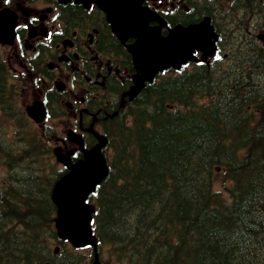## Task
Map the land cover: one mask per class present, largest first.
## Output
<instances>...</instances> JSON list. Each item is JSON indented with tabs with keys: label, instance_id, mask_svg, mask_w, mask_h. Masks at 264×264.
<instances>
[{
	"label": "trees",
	"instance_id": "1",
	"mask_svg": "<svg viewBox=\"0 0 264 264\" xmlns=\"http://www.w3.org/2000/svg\"><path fill=\"white\" fill-rule=\"evenodd\" d=\"M209 7L229 62L160 76L104 125L110 171L91 197L99 251L115 264H264V48L255 38L264 0ZM10 76L0 58L8 114L17 101ZM27 139L14 153L0 145V264H77L52 250L51 190L64 171L51 147ZM219 169L228 196L213 188Z\"/></svg>",
	"mask_w": 264,
	"mask_h": 264
},
{
	"label": "flooded vegetation",
	"instance_id": "2",
	"mask_svg": "<svg viewBox=\"0 0 264 264\" xmlns=\"http://www.w3.org/2000/svg\"><path fill=\"white\" fill-rule=\"evenodd\" d=\"M142 1L160 14L167 26L182 21L197 23L203 14H210L205 4L209 0ZM15 7L20 12L15 56L26 71V58H31L32 84L40 85L36 99L43 97L74 121L80 137L92 136V129L101 126L104 117L112 116V101L122 98L130 79L109 55L116 42L111 25L96 6L85 8L73 0H22ZM218 54L217 50L214 57Z\"/></svg>",
	"mask_w": 264,
	"mask_h": 264
},
{
	"label": "water",
	"instance_id": "3",
	"mask_svg": "<svg viewBox=\"0 0 264 264\" xmlns=\"http://www.w3.org/2000/svg\"><path fill=\"white\" fill-rule=\"evenodd\" d=\"M85 3H97L112 22L113 30L124 38H135L129 46L133 53L134 65L140 74L134 77V86L128 92L131 98L139 94L145 82H153L155 76L170 67L179 68L181 63L196 60L195 49L206 50V54L215 51V34L210 18L198 24L176 26L163 37L158 28L147 24L150 16L142 10L136 1L129 0H81ZM13 20L8 12H3L0 20V40L13 43ZM264 40V35L260 36ZM43 106L35 105L29 109V115L36 121L44 118ZM100 144L84 158L80 165L72 166V171L64 175L54 186L52 199L57 207L56 227L60 238L68 240L74 247L92 245L97 242L90 227L95 208L87 200L96 187L107 177L108 166L100 151L105 141L99 137ZM98 255H95V264Z\"/></svg>",
	"mask_w": 264,
	"mask_h": 264
},
{
	"label": "rangeland",
	"instance_id": "4",
	"mask_svg": "<svg viewBox=\"0 0 264 264\" xmlns=\"http://www.w3.org/2000/svg\"><path fill=\"white\" fill-rule=\"evenodd\" d=\"M0 50L4 52V49L0 47ZM229 62V60H228ZM15 71H21V68L18 65H14ZM24 77H32L28 76L23 72L21 81ZM19 81L13 82L15 86L19 85ZM40 87V85H39ZM38 88H34L31 90V87L23 88L22 93L19 92L18 100L16 103L17 106V112L19 115V126L22 128H27L29 126V129L26 131L31 134L35 135L37 138L44 139L45 144L48 147H51V152L55 153V156L57 153H60L63 157H67L66 154L69 152L76 153L77 149L79 148L78 144L75 143V137H78V132L75 130L74 126L72 125V121L68 119V117L65 118H57L52 119L51 121L48 120L45 126H38L34 122H31V119L28 117L26 113L27 107L31 106L35 100L34 96L38 93ZM34 94V96H32ZM55 108V107H54ZM14 122L11 117H4L0 113V140H2L4 143L9 144H15L16 142V128L17 126L13 124ZM49 127L50 133H46L44 127ZM73 134H70L72 133ZM70 135V136H69ZM43 140V141H44ZM66 140V143H63V141ZM56 159V158H55ZM62 166V164H60ZM60 167V166H59ZM5 167L3 165H0V171L5 173ZM230 183L224 179L222 170H218V172L215 174L214 177V183L213 188L215 191L221 192L223 195L228 196V189L230 187ZM55 247V246H54ZM88 249L82 250L79 253H87ZM105 251V255L102 258L101 262L104 261V263L108 262L110 264H115L112 260V258L108 255ZM75 254V253H74Z\"/></svg>",
	"mask_w": 264,
	"mask_h": 264
},
{
	"label": "bare ground",
	"instance_id": "5",
	"mask_svg": "<svg viewBox=\"0 0 264 264\" xmlns=\"http://www.w3.org/2000/svg\"><path fill=\"white\" fill-rule=\"evenodd\" d=\"M231 22V21H230ZM243 47H244V45H243ZM229 149V148H228ZM259 164V163H258Z\"/></svg>",
	"mask_w": 264,
	"mask_h": 264
}]
</instances>
